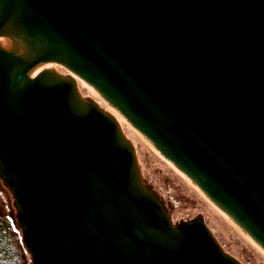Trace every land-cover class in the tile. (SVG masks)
Returning a JSON list of instances; mask_svg holds the SVG:
<instances>
[{
  "label": "water",
  "instance_id": "obj_1",
  "mask_svg": "<svg viewBox=\"0 0 264 264\" xmlns=\"http://www.w3.org/2000/svg\"><path fill=\"white\" fill-rule=\"evenodd\" d=\"M98 94L264 252V0H0V182L31 264H259L172 225Z\"/></svg>",
  "mask_w": 264,
  "mask_h": 264
},
{
  "label": "rangeland",
  "instance_id": "obj_2",
  "mask_svg": "<svg viewBox=\"0 0 264 264\" xmlns=\"http://www.w3.org/2000/svg\"><path fill=\"white\" fill-rule=\"evenodd\" d=\"M50 65L52 68L49 70L74 80L76 89L83 100L95 103L102 112L114 118L122 135L133 149L141 185L162 206L172 225L198 220L216 244L231 245L245 250L259 264H264V254L228 221L229 218L204 198L187 178L127 124L123 123L118 117L119 114L111 106L66 70L56 65ZM0 219L6 221L10 226V243L12 242L15 252L20 253L22 258L19 264H31L29 255L21 246V235L15 224V208L12 206V198L1 182Z\"/></svg>",
  "mask_w": 264,
  "mask_h": 264
},
{
  "label": "trees",
  "instance_id": "obj_3",
  "mask_svg": "<svg viewBox=\"0 0 264 264\" xmlns=\"http://www.w3.org/2000/svg\"><path fill=\"white\" fill-rule=\"evenodd\" d=\"M10 226L0 219V264H19L22 260L20 253H16L10 243Z\"/></svg>",
  "mask_w": 264,
  "mask_h": 264
},
{
  "label": "bare ground",
  "instance_id": "obj_4",
  "mask_svg": "<svg viewBox=\"0 0 264 264\" xmlns=\"http://www.w3.org/2000/svg\"><path fill=\"white\" fill-rule=\"evenodd\" d=\"M45 66H46V69L47 70H49L50 68H52V66L50 65V64H45ZM94 92V91H93ZM118 115V114H117ZM118 117H119V119L123 122V123H125V124H127L138 136H140L149 146H151L149 143H148V141H146L140 134H138L137 132H136V130L125 120V119H123L120 115H118ZM152 147V146H151ZM180 173V172H179ZM186 178V177H185ZM189 180V179H188ZM190 181V180H189ZM191 182V181H190ZM191 184L194 186V187H196L192 182H191ZM197 189V188H196ZM198 190V189H197ZM199 191V190H198ZM200 192V191H199ZM201 193V192H200ZM202 194V193H201ZM205 198V197H204ZM208 200V199H207ZM209 201V200H208ZM210 202V201H209ZM216 209H218L217 207H216ZM219 210V209H218ZM219 212H221L220 210H219ZM222 213V212H221ZM223 214V213H222ZM225 217H227L225 214H223ZM228 218V217H227ZM228 221H230L231 223H232V225H234L254 246H256L230 219H228ZM257 247V246H256ZM263 254H264V252L259 248V247H257Z\"/></svg>",
  "mask_w": 264,
  "mask_h": 264
}]
</instances>
